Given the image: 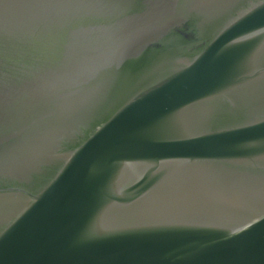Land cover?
Here are the masks:
<instances>
[{
	"label": "water",
	"instance_id": "water-1",
	"mask_svg": "<svg viewBox=\"0 0 264 264\" xmlns=\"http://www.w3.org/2000/svg\"><path fill=\"white\" fill-rule=\"evenodd\" d=\"M0 264H264V0H0Z\"/></svg>",
	"mask_w": 264,
	"mask_h": 264
}]
</instances>
